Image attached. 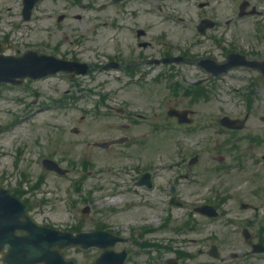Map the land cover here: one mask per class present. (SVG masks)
Returning <instances> with one entry per match:
<instances>
[{"label":"rangeland","instance_id":"rangeland-1","mask_svg":"<svg viewBox=\"0 0 264 264\" xmlns=\"http://www.w3.org/2000/svg\"><path fill=\"white\" fill-rule=\"evenodd\" d=\"M196 1L131 0L130 3L133 6H130L131 10L128 17L132 12H135L142 18L141 25L148 26L149 22L154 25H161L163 24L162 16L164 17L170 12L173 15L170 18H175V16L179 18L181 17L180 10L185 13L191 12L194 8L192 4H196ZM213 2L218 4L216 5V14L220 21L230 17L235 10L230 2L226 8L221 5L220 0H213ZM140 3L146 4L145 8L139 5ZM8 6L4 4L0 8L4 7L6 9ZM45 6L46 4H42L40 11ZM149 8L156 12L155 16L147 13ZM158 9L163 11L160 13ZM197 10L196 8L195 12ZM183 17L186 18L185 15ZM177 25L174 26L181 32V35L174 42L182 44L184 40L192 39L191 35L188 36L186 32H183L185 24ZM17 26H19V23L15 21L14 27ZM38 28L44 30V27H36L34 30L39 31ZM243 28L245 32L243 35L239 34L240 41L236 43L240 45V48H255L257 40L254 39L251 26ZM2 31L7 32L8 30L3 29ZM152 31L158 32L155 29H152ZM23 33H25V37L22 35ZM2 36L3 33L0 34V40L5 41L6 38ZM42 36L48 40L44 33H42ZM108 36L106 30L103 29L95 44L104 52V55L108 53L110 47V41L107 40ZM38 39H41V37L28 28H18L12 35L8 53H21L41 46V41ZM166 42L168 41L166 40ZM188 74L192 79L200 76L199 73H193L192 75L189 72ZM100 75L97 82H104V88H106V74ZM26 85L25 88L0 85V187L11 189L12 192L18 195H20L19 191H24L26 195L19 197L32 204L38 223L53 224L62 229L76 227L78 230L84 231L90 230L96 218H101L102 222L108 221L105 216L108 212L107 209L112 205V201H115L113 204L118 207H127L129 201L138 202L143 198V196L137 194L125 195L119 193L118 196H114V200L112 198L108 199L106 196H110L109 194L114 188L110 182L118 179L117 176L112 174L116 168H122L125 164L157 163L159 162L158 158L153 157L150 161L143 158L138 161L136 156L132 155L133 151L128 149L114 147L110 152H101L89 146L94 141L110 139L113 136L123 134L122 126L126 123L125 121L114 117L100 118L94 116L91 112L92 103L88 98H81L75 105L69 104V99L58 101L68 89L63 77L27 82ZM225 91L228 92L227 89ZM225 91L224 94H226L225 97L228 103L227 112L236 113L235 98ZM148 95L154 98L153 93ZM19 98L22 99L20 102ZM217 109L218 105L216 104L207 107V109L206 106L203 107L200 109L202 117L199 118V121L213 123V118L217 115ZM244 117L245 112H242V108H240V118L244 119ZM254 124L253 121L251 123L253 128ZM74 129H78L79 133H74ZM145 130L141 126H137L132 133L136 134L137 137H142L148 134V131ZM201 136L205 137L206 135ZM159 137L163 147L161 156L164 157V160L175 159L172 134L163 132ZM189 144L192 143L189 141ZM195 146L196 144L190 146V148ZM47 157L59 161L64 168L71 169V172L66 176H59L44 170L41 162ZM171 178L172 176L168 175L166 182ZM31 180L32 183H30ZM17 185L19 187H16ZM102 185L104 189L99 190ZM182 188H184V197L187 199L190 196L189 189L187 186ZM149 196L154 197L153 195ZM100 197L101 199L98 200ZM86 206H90V212L84 214L83 209ZM233 206L236 208L234 210L238 211L236 202ZM178 212L180 216L188 213L186 210ZM150 213L151 210L148 212L135 209L118 216L114 219V222L115 224L123 222L127 227L138 226L139 220ZM182 219H186V216H183ZM212 229H217V227H212ZM209 230H211L210 227ZM125 232L127 235L130 234L127 230ZM130 249L135 255L139 252V247L135 244H130ZM191 252H194V255L197 256V247L194 246V250ZM70 254L78 256L79 263L84 264L88 263L91 256L95 255L96 252H81L79 255L78 252H71ZM141 261L140 257L137 256L130 264H139Z\"/></svg>","mask_w":264,"mask_h":264},{"label":"flooded vegetation","instance_id":"flooded-vegetation-1","mask_svg":"<svg viewBox=\"0 0 264 264\" xmlns=\"http://www.w3.org/2000/svg\"><path fill=\"white\" fill-rule=\"evenodd\" d=\"M220 2L226 8L230 0H220ZM126 5L128 6V4L120 3L115 6L118 9L117 12L110 6L105 19V23L110 19L112 44L107 61L109 80L107 87L110 91V99L104 105L109 107V111L122 113L125 117L140 118L141 115L135 113L140 110L146 116L150 114L148 116L150 118L156 114L151 108L154 103L145 99L146 91L172 87L179 73L178 71L175 73L174 66L176 65L164 63V60L174 57V51L170 50V47H163L160 40H154L155 33L152 29L137 28L134 21L139 20L140 16L134 14L131 22L126 16ZM139 5L143 6L144 3ZM245 5L247 6L243 11L245 14H249L252 9H256L258 13L246 15L243 18L232 17L222 24L215 23L214 28L206 33L205 38L208 43L206 49L204 48L205 50L199 54L192 51L188 54L186 61L191 72L197 71L200 74L190 85L194 87L201 82L196 92L199 91V98L205 103H209L208 97L210 96H213L218 103L223 102L218 98L216 91L226 75L214 77L207 69L200 68V62L204 59L219 63L225 62L227 59L225 43L240 41V35L245 32L243 27L251 26L258 43L255 48H240L236 45L240 49L234 48V50H240L241 54L249 59L264 61V0H238V13L240 7ZM111 12L112 16L109 18ZM203 19H210V17ZM192 25H194L193 21ZM139 30L142 31L141 35L138 34ZM170 33V31L167 32L168 37ZM190 33H194V30L192 29ZM174 35L177 37V34ZM133 36L135 39L131 41ZM158 61L161 63H156ZM239 69L241 86L245 85L256 91L253 98L254 111L256 114L260 113L259 119L264 124V77L260 71L242 67ZM246 73H248L247 77H245ZM172 104L175 107L179 106L177 99H174ZM120 106L125 109L118 108ZM237 133L240 134V131ZM254 133L256 142L251 147H240L238 136L234 139L237 146L226 153L227 155L213 156L210 154L206 156L202 154L198 156L195 164L200 167L188 175L190 196L187 199L194 203V208L214 206L220 213L217 218L196 214L197 219L203 220L202 224L199 221L195 222L196 233L194 235L198 240L197 249L205 252L204 264H210L211 257L208 253L213 248H216L219 253V264H259L261 255L245 256L244 253L245 250H252L255 245L264 247V128ZM146 138L147 135H143V139ZM135 149L136 147H133L129 151ZM157 151L158 147L153 146L152 140L147 143L145 140L143 146L139 147L137 159L140 161L144 158L150 161L151 158L157 156ZM140 164L141 166L136 169L132 168V164H125L129 166L124 169V176L132 178L133 174H138V171L144 174L146 168L156 163L142 162ZM159 194L160 188H155L154 197ZM147 198L149 197L145 196V200ZM239 201L240 211H235L233 204ZM241 201H246V203ZM244 204H247V207H244ZM165 215L158 229L156 240L159 249L163 246L169 247L174 243L172 235L175 232V220H172V212L166 211ZM212 227H217V229H212ZM2 258L3 255H0V260Z\"/></svg>","mask_w":264,"mask_h":264},{"label":"water","instance_id":"water-1","mask_svg":"<svg viewBox=\"0 0 264 264\" xmlns=\"http://www.w3.org/2000/svg\"><path fill=\"white\" fill-rule=\"evenodd\" d=\"M5 64L4 63H2L1 61H0V74H3V75H5V73L3 72V70L1 69L3 66H4ZM9 67V66H8ZM19 75H23V74H20V73H15V75H13V76H11V78L12 77H14V76H19ZM4 79H10V77L9 76H6ZM4 79H1L0 78V81H2V80H4ZM35 228V227H34ZM35 233H34V235H33V237H32V240H31V257H30V260H33V263L35 262V261H40V260H47V258H48V255H47V252L46 253H44L43 251H44V246H45V244L43 243V240H42V238H41V235L39 234V232H41V231H43V230H41V229H37V228H35ZM46 231H48V230H46ZM48 232H52V231H48ZM57 234V233H56ZM58 235H60V234H58ZM44 237H45V235H44ZM83 241H86V240H88V239H92L90 236H84V237H82L81 238ZM50 241H51V238H50ZM54 241H55V237H54ZM52 243H54V242H52ZM57 243V242H56ZM78 243V242H77ZM19 247H21V246H19ZM48 248H49V246H48ZM51 254V253H50ZM52 255V254H51ZM106 255H108V254H106ZM105 255V256H106ZM55 256H56V260H60V257L56 254V253H54V259H55ZM50 259H51V256H50V258H48V264H51L50 263ZM107 260H108V258H103V260H101V263H103V264H106V262H107ZM111 261V260H110ZM52 264H53V259H52Z\"/></svg>","mask_w":264,"mask_h":264}]
</instances>
